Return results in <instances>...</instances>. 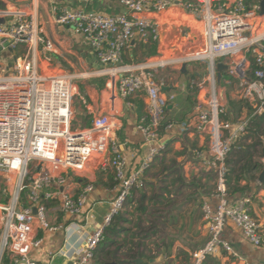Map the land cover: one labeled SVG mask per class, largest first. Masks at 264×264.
Returning <instances> with one entry per match:
<instances>
[{
	"label": "built area",
	"instance_id": "built-area-1",
	"mask_svg": "<svg viewBox=\"0 0 264 264\" xmlns=\"http://www.w3.org/2000/svg\"><path fill=\"white\" fill-rule=\"evenodd\" d=\"M92 1L81 0L83 5L78 8L53 13L56 23L82 36L100 65L79 70L73 60L58 59L56 42L42 31L41 0H0V264L6 251L16 256V264H36L28 255L42 242L37 238L38 229L67 232L71 226L78 232L91 224L72 264L93 263L107 228L129 199L146 189V173L166 149L175 128L173 123L165 124L175 95L166 94L169 84L158 69L183 68L194 61L206 62L208 71L203 83H191L200 91L189 125L207 140L205 152L196 155L213 173L217 200L201 204L208 239L193 253L195 264H203L222 248L235 254L222 238L228 221L241 229L248 242L264 248V230L248 199L232 201L226 183V160L233 143L246 132L250 118L264 111L260 0H120L129 15L93 11L88 8ZM172 7L200 16L201 30L184 31L187 42L181 47L173 45L180 48V54L138 64L125 62V51L137 41L161 42L157 15ZM143 12L153 16L138 15ZM195 37L199 38L196 47L184 52ZM219 62L226 65L225 82L233 83L236 97L252 109L245 118L227 117L230 111L226 89L218 81ZM100 78L107 81V88L100 91L99 110L90 113L86 125L73 128L78 81ZM86 96L81 94L84 103ZM136 96L144 102L136 129L147 153L131 165L122 154L121 143H125L119 141L117 132L123 125L126 103L132 105L129 100ZM86 107L89 111L90 103ZM108 168L113 171L114 194L102 221L96 223L89 197L96 185L95 172ZM67 171L83 180L78 193L73 191ZM50 202L74 218L70 225L49 220Z\"/></svg>",
	"mask_w": 264,
	"mask_h": 264
},
{
	"label": "crops",
	"instance_id": "crops-1",
	"mask_svg": "<svg viewBox=\"0 0 264 264\" xmlns=\"http://www.w3.org/2000/svg\"><path fill=\"white\" fill-rule=\"evenodd\" d=\"M41 4V28L45 34L56 42L58 52L60 53V55L57 56L58 59H62L61 57L64 56L69 61L73 60L75 64H78L80 69L91 70L98 68L100 65L94 51L82 36L75 34L72 28L56 23L53 19V13L56 11H61L64 8L74 9L82 6L83 3L81 0H41ZM88 8L106 14H130L120 0H93L89 3ZM138 15L153 16L149 12H143ZM157 17L162 27L161 42L156 44V46L154 45L155 43L137 41L134 46L125 51L124 60L133 61V63L130 62V64H138L143 63L139 62L142 61V59L150 60L162 55L168 56L169 52H173L172 48H174V44L168 45L169 42H167L168 35L172 30L177 28L176 33L178 37L180 35V38H183V31L178 32V27L184 25V22L189 24V28H184L185 31H200L202 27L200 16L188 15L177 7H172L164 14L157 15ZM174 32L171 33L173 36L176 34ZM198 42V37L189 40V49L191 46L196 47ZM176 45H179V43ZM136 60H138L137 63H135ZM194 63L195 62H193V64ZM191 66V63L187 64V68L184 72L182 68H171L181 71V74L177 76V78L181 76L178 79L181 80V82L175 84L168 82L169 86L165 89L166 94L175 95L173 104H171L166 111L165 124L173 123L175 128L172 134H169L170 138L166 149L157 157L155 164L146 173L147 184L154 186V184L158 185V183L164 182L165 180L166 183H170L173 178L169 176L170 180H167L168 178H166L164 174L169 170L167 169L163 173L164 168H169L173 164L181 163L182 168H180V172L185 180L189 182V204L160 206L157 211H159L158 213H161V215L156 213V218L159 223L158 225H161L159 227L165 226L164 235L158 239L153 238L150 240L152 242L147 240V242L143 241L141 243L140 251H142L144 255L136 258L140 260L139 263L135 261L137 264H195L193 253L202 247L208 239V228L203 219L201 204L202 200L211 201L213 204L217 201L214 196V190H211L214 187V181L208 179V176L210 174L213 176V173L203 165L202 161L196 155L197 151L205 152L207 140L204 136L195 132L189 125L191 116L195 110V100L200 91L198 85L193 87L191 83H203L204 80H206L207 74L202 78L201 74L194 71ZM166 72L165 69H158L159 74ZM225 81L226 78L225 80L224 78L221 79L222 84H225ZM98 91L99 90L96 88L90 90L92 100L90 103L91 109L83 112V115H86V117L89 115L87 119L92 117L90 113H96L99 110ZM177 93L178 100L176 97ZM232 98H234L238 103L237 105H239L237 108V113H240L238 119L240 117H247L249 115V108L236 97L234 90ZM139 100H142V98L136 96L129 100L132 105L128 106L126 103L123 125L117 132L119 141L125 143V145L121 143L122 154L131 165L139 163L147 153L142 135L136 129V121L139 117L137 113ZM190 101L191 103L189 104ZM239 108L240 111L238 110ZM229 111H231L230 107ZM231 117L234 119L233 115ZM162 133H164V131H162ZM167 155H169L170 158H167ZM261 160L264 162V158ZM154 168H158V170L153 172ZM261 170L262 167L259 169L258 175ZM65 174L73 181V191L78 193L81 189L83 180L75 177L70 171H67ZM174 174L175 173H172V175ZM95 179V189L90 194L89 201L93 205L97 220L96 223H98V221H102L104 214L109 208V202L114 194L112 187L115 182L113 179V171L110 168L95 172ZM193 180H198L197 182L200 186H196ZM177 184L179 183L177 182L175 185H170V188L175 187ZM246 184L247 180L241 181L242 186ZM158 191L157 188L152 190L153 193L157 194L159 193ZM144 194L145 191L139 195L135 194L129 201L131 200L130 202L134 205L136 200L140 201L141 198H144ZM160 194H162L163 199L165 195L164 190L161 189ZM150 195L151 194L148 192L146 193L147 201L150 200ZM171 196L173 197L174 195ZM230 198L232 201H236L240 198H247L252 214L257 217L264 230V185L260 183L259 180L250 184L249 189L245 190L243 195L236 193L235 195H230ZM150 202L153 206L155 205L152 200H150ZM120 217L121 215H119V218ZM48 218L54 224L64 222L67 225H70V222L74 219L64 215L59 210L56 202L49 203ZM91 228L92 224L78 232H73L75 230L74 227L71 226L67 232L65 229L59 231L38 229L36 232L37 238L42 240V242L40 245L32 248L28 255V259L36 264H72L75 258V250L81 246L86 231H90ZM176 228L180 230L181 235L176 233ZM222 238L232 245L235 254H231L222 248L219 252L209 255L204 260L203 264H264V248L256 247L248 242L241 229L233 222L228 221L226 223L222 232ZM6 254L9 261L8 264H16V256L7 252ZM1 264H3V257Z\"/></svg>",
	"mask_w": 264,
	"mask_h": 264
},
{
	"label": "rangeland",
	"instance_id": "rangeland-1",
	"mask_svg": "<svg viewBox=\"0 0 264 264\" xmlns=\"http://www.w3.org/2000/svg\"><path fill=\"white\" fill-rule=\"evenodd\" d=\"M258 1L259 0H256L253 3H257ZM260 23H261L260 24V26H261L260 32H262L264 30V21L261 19ZM183 24L184 25H181L178 27V32L183 31V36H184L185 35L184 28L185 27L187 28L189 24L187 22H184ZM182 28H183V30H182ZM172 32L176 33L177 28L172 30ZM171 33L168 35V38H167V42H169V44L167 43L168 45H170V44L176 45L179 43V47H181V46H183L184 43L187 42L186 41L187 39L185 36L183 38H180V35L178 37L177 33L174 36ZM175 49L176 48H172L173 52L170 51L168 56H170L171 54H174V53L180 54V48L176 49V50ZM190 49H193V47L191 46ZM190 49L188 47L186 50H184V52H189ZM159 57H161V56H159ZM159 57H156L153 59H157ZM146 61H147V59L146 60L142 59V61H139V62H146ZM126 62L127 63H130V62L133 63V61H128V60ZM137 62H138V60L135 61V63H137ZM194 62H195L194 64H193V62H191V64H192L191 68H193L194 71L201 74V76L203 78V76L205 74H207V63L202 62V61H194ZM76 67L80 70L78 64H76ZM171 68H173V67H171ZM171 68H164L167 72L163 73V74H159V76L167 79V81L169 83L175 84L177 82H181V80H178L179 77H181V76H179L177 78V76L179 74H181V71L178 69H171ZM173 70H176V71H173ZM76 81H78V80H76ZM78 84H79L80 95H77L76 97H74V100H73V110H74L73 128L84 126L85 122H87V117H86V115H83L84 114L83 112L87 110L86 105L88 106L89 103H91V101H92L91 96H90V90H93L94 88H96L99 90L98 93L100 94L101 90L107 88V81L105 79H101V78L100 79H88V80H82V81L79 80ZM187 84H188V82H187ZM222 85L226 89L228 105H229L230 110H231L230 112H231V114H233L234 119L237 120L238 117L236 119V116L238 115V113H237V107H238L237 104L238 103L234 98H232V93L234 90L233 83L227 82V83L222 84ZM178 93L176 94V97L178 96ZM81 94L87 95L86 96V103L83 102V100L81 98ZM105 96L107 97L106 94H105ZM177 100H178V97H177ZM190 103H191V101L189 102V104ZM247 110H248V108H247ZM166 157L170 158L169 155H167ZM176 165H177L176 167L182 168L181 163H177ZM156 170H158V168H156V169L154 168L153 172H155ZM178 170H177V172H178ZM181 171H182V169H181ZM188 173H189V170H188ZM176 174L177 173H175L174 175H172L170 177L173 178ZM208 179L213 180L212 174H210L208 176ZM1 180H2V182H4L6 180V178L2 177ZM167 180H170L169 177ZM178 183L179 184H177L175 187L170 188L171 190H173L172 193L174 196L173 197L170 196L169 198H171L173 200L172 203H175V205H177V204L178 205L179 204L188 205L189 204V185L188 184H181L180 182H178ZM9 187L11 190L14 189L13 188L14 185H10ZM166 187H167L166 182L158 183V185L154 184V186L147 184L146 189L144 191H145V193L148 192L149 194L152 195V193H153L152 190L157 188V190H159L158 194L161 195L160 197H158V200H160V202H163L162 194H160V193H161V189L165 190ZM4 188H5L4 184H1V190H3ZM139 202L140 201L136 200V202L133 205L132 202L128 201L124 210L120 214L121 217L116 218L114 220L113 224H116L117 227L121 228V231L114 237L115 242L113 243V245L107 247L104 250V253H105V251H110L113 253L116 252L120 258H125V257H127L126 252L128 251V249L132 248L133 249L132 254H135L138 249H141V243L143 241L147 242V240H149V242H152L150 240H152L153 238L158 239L164 235L163 232L165 231V228H164L165 226L159 227L161 225H158L159 223H158L157 218H156V213L161 215V213H158L159 211H157V210H159L162 203H156V205L153 206V204L150 202V200H148V201L146 200L144 202V206L147 205L146 210L142 211V210H139L137 208L138 205L140 206ZM146 202H148V203H146ZM2 231H3V228H2V225L0 223V235H1ZM176 231H177L176 233L178 235H181V232L178 228H176ZM0 249H1V242H0ZM6 252L8 253V251H6ZM97 253H100L99 250L97 251ZM101 257H102L101 258L102 261L103 260H109L104 255H102ZM96 259L97 258H95V260ZM114 261L115 260L112 259L111 261H108L107 263L113 264Z\"/></svg>",
	"mask_w": 264,
	"mask_h": 264
},
{
	"label": "trees",
	"instance_id": "trees-1",
	"mask_svg": "<svg viewBox=\"0 0 264 264\" xmlns=\"http://www.w3.org/2000/svg\"><path fill=\"white\" fill-rule=\"evenodd\" d=\"M254 1L256 0H247L248 3H253ZM156 44L157 43H155L154 45ZM222 78L224 79L227 78L225 73H223ZM237 106L239 107V105ZM238 110L240 111V108ZM251 111L252 109L249 108V115ZM137 113L139 117L144 113V102L142 100H139L138 102ZM232 115L233 114L230 113L227 117L230 118ZM239 115L240 113L236 116V118ZM263 157H264V111L261 114H257L252 118H250L246 132L233 143L232 151L226 160V166H227L226 183H227V190L230 195L232 194L235 195L236 193L243 195L245 190L249 189L250 184L258 180L259 169L262 167L263 164L261 159ZM176 166H177L176 164H173L169 168L166 167L164 168L163 173L167 169L169 170L166 174H164L166 175V178L171 176L172 173H177V174L173 177L170 183H167V187L164 190L165 195L163 196V202H160V200H158V197H160L161 195L157 193H153L151 195L150 200H152L155 205L156 203H162V205H171V204L175 205V203H172L173 200L169 198L171 195H173L172 193L173 191L170 189V185H175V183L177 182H180L181 184L189 185V182H187L183 177V175L181 174L180 167H176ZM242 180H247V184L242 186L241 185ZM197 181L198 180H193V183L199 187L200 184ZM213 181H214V176H213ZM214 188L215 185L211 190H214ZM146 199L147 198L145 193L144 198H141L139 202L140 206L138 205L137 208H139L142 211H145L146 207L143 205V203L145 202ZM203 201L204 200H202V202ZM117 218H119V216ZM120 231L121 228L117 227L116 224H112L107 228L104 239L95 250L94 261L92 264H107V262L111 261L112 259L115 260L113 264H137L135 262V259L137 257H142L144 255L143 252L140 251V249H138L135 254H132L133 253L132 248L128 249V251L126 252L127 257L125 258H120L116 252L113 253L110 251H105L104 253V250L107 247L113 245V243L115 242L114 237ZM98 250L101 254L97 253ZM102 255L106 256L107 259L109 260L102 261L101 259ZM95 258L97 259L95 260ZM8 263L9 261L7 259V254L5 252L3 255V264H8Z\"/></svg>",
	"mask_w": 264,
	"mask_h": 264
},
{
	"label": "water",
	"instance_id": "water-1",
	"mask_svg": "<svg viewBox=\"0 0 264 264\" xmlns=\"http://www.w3.org/2000/svg\"><path fill=\"white\" fill-rule=\"evenodd\" d=\"M260 6H261V14H264V0H260ZM187 68V64H183L182 71L184 72ZM226 69V65L223 63H218L217 64V70H218V81L220 82L222 79L223 71ZM258 180L260 183H264V162L262 164V170L259 174ZM137 263H139V259L135 260ZM108 264V263H107Z\"/></svg>",
	"mask_w": 264,
	"mask_h": 264
}]
</instances>
